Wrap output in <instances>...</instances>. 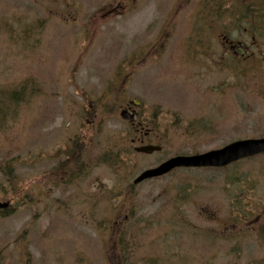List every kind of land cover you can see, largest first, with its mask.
I'll list each match as a JSON object with an SVG mask.
<instances>
[{"label":"rangeland","instance_id":"1","mask_svg":"<svg viewBox=\"0 0 264 264\" xmlns=\"http://www.w3.org/2000/svg\"><path fill=\"white\" fill-rule=\"evenodd\" d=\"M194 1L139 4L131 17L100 21L96 33L73 27L89 17H0V115L5 114L0 157L16 163L22 189L21 198L15 197L0 173V201L16 206L0 213V264H121L116 247L121 228L124 243L136 238L133 253L138 260L134 257L133 263L193 264L201 242L191 235L195 229L192 233L183 227L203 222L202 215L208 214L204 207L217 216L215 264L227 263L234 241L219 228L232 211L226 196H242L252 220L261 213L264 154L225 167L179 168L146 180L135 185L133 205L124 195L142 171L175 155L202 154L236 140L264 137V67L254 65L245 75L207 67L201 57L190 64L179 61L193 31L209 28V17L201 23L193 17L209 1ZM157 41L168 46L166 56L146 65L125 91L141 102L140 120L157 128L164 148L138 154V144L132 142L136 132L116 110L123 101L114 93L116 78L129 67L135 47ZM146 59L149 64L152 57ZM105 94L109 96L103 99ZM95 103L111 115L103 118L99 112L93 142L86 125L93 119L90 112L80 129L74 126ZM66 148L82 157V176L74 182H63L65 177L59 178L63 183L41 181L65 161L59 150ZM175 198L183 204L176 207ZM124 220V225L116 223ZM167 220L168 230L163 226ZM253 240L244 239L248 254L257 252ZM144 256L146 263L139 261Z\"/></svg>","mask_w":264,"mask_h":264},{"label":"flooded vegetation","instance_id":"2","mask_svg":"<svg viewBox=\"0 0 264 264\" xmlns=\"http://www.w3.org/2000/svg\"><path fill=\"white\" fill-rule=\"evenodd\" d=\"M179 1L182 3L186 2V0ZM198 1L199 0H195L194 3ZM208 1V5L200 8L197 13L193 14V17H200V23L207 20L209 17L207 21L209 28L195 29L193 31L194 35L191 36L192 39L189 45L186 48L182 46L183 51L179 52V61H181V59H187L188 63H192L201 57V59L205 58V61L200 59V63L203 65L207 67L218 66L219 69L230 72L233 71V74L239 71L241 74L246 75L248 69L254 65L263 68L264 0ZM162 2H166V0H0V17H89L87 23H85L86 21L81 22L80 24H75L73 27L78 28L77 30L80 33H87L88 31L96 33L99 32L100 21L114 19L115 17H131L134 15L136 7L139 4L154 3L159 5ZM183 6L184 4L182 7ZM209 7L210 11H208ZM176 17H178V12L176 13ZM69 20L70 18H65V22H69ZM46 21V18L40 20L41 25L45 24ZM222 21L225 27L221 26ZM185 26L186 20H184L183 23V27ZM188 32L190 33V31ZM168 36L167 34V37ZM157 38H160V35ZM154 44L135 47L136 49L130 56V61L128 63L129 67L123 69L122 74L120 72L119 74L121 75L116 78L117 83L115 84L114 93L117 97L116 99L123 96V101L120 102L119 100L116 110L118 112L125 111L128 116H133L131 120L126 121L131 131L136 132V136L132 139V142L138 144L139 147L152 144L159 145L162 149L157 152H161L164 148V137L157 133V128H151L140 120L141 111L139 108L141 102L130 97L125 91L127 85L132 84V81L141 74V71L147 68L146 65H155L166 56L168 46L165 45V42L161 41L159 44V41H157ZM151 57L152 60L148 64L146 58ZM73 82H75V79ZM108 96L105 94L102 98L104 99V97ZM136 101L139 103H136ZM90 107L93 109L94 105L90 104ZM100 111L104 113L103 115L105 116L111 115L108 111L97 110L94 118L91 122L89 121V124L94 126L93 129H96L95 125L98 121ZM88 112L87 110L82 112L80 121L74 126L75 129H77V124H79L78 129L81 128L80 123L83 122L86 114H89ZM100 121H102V118ZM85 129H87V127H85ZM85 137L86 135L83 138ZM91 137H93L94 140L96 138L93 133H91ZM67 164L70 165V161L68 158H65L64 162H60L57 165L59 167L56 166L52 172L45 174L46 177L41 181L48 179L49 181H54L53 183L55 184L56 179L53 176L60 173ZM83 167L84 163H82V161L79 166H75V172H72L73 170L70 166L64 173H62L63 171L61 172L62 175H60L59 178L65 177L66 180H61L74 182L75 179L82 176L84 171ZM76 172L77 174H75ZM135 185L139 184L133 183L125 187V191L128 193L127 197H130L132 205L133 202L136 201ZM164 192H167L166 188ZM226 197L228 198V204L231 206L230 209L232 211L228 213L224 223H219V228L230 233L234 241L229 245L230 253L226 254V258H228L226 264H264V207H262L261 213H257L254 220H252L250 219L249 213L244 210L245 205L242 196L238 197L232 194ZM40 202L41 196H39V203ZM183 202L184 201L179 198L172 200V203L176 205V207L183 204ZM203 210L204 213H208L202 215L204 219L203 222H200L198 225L192 222H186L183 228L186 232L195 229L196 232L193 233L191 231L193 234H190L195 237L196 242L198 241L197 239H200L201 242L197 246L198 253H196V256L192 259L193 264H215L217 255L213 252V237L216 228L213 227V225L218 224L216 222L217 216L209 208L204 207ZM126 218H128V216H126ZM235 219L237 221H235ZM116 223L124 225L127 222L124 220ZM169 225H171L169 220L163 223L166 230L169 229ZM133 226H135V224ZM121 231L122 228L118 232L119 237L116 240V247L119 250L120 259L122 260L121 264H129L134 257L137 259L138 255L133 253L135 246H132L129 249L131 259L128 260L123 257L125 248L122 245L124 238H122ZM248 236L255 238L253 242L255 243L257 252L254 254L246 253V243L244 239ZM136 242V238H129L130 246L132 243L136 244ZM149 258L157 259L158 257ZM143 260H145V256L144 259H139V261ZM164 260L168 261V258L165 257ZM151 264H156V262L153 261Z\"/></svg>","mask_w":264,"mask_h":264},{"label":"water","instance_id":"3","mask_svg":"<svg viewBox=\"0 0 264 264\" xmlns=\"http://www.w3.org/2000/svg\"><path fill=\"white\" fill-rule=\"evenodd\" d=\"M122 117L131 119L127 112H122ZM160 146L146 145L137 147V152L151 154L160 150ZM264 153V138L245 139L232 142L221 149L208 151L202 154L178 155L170 158L156 168L143 171L135 179V183H140L146 179L164 175L177 167H223L243 158L252 157ZM9 202H0V210L6 209Z\"/></svg>","mask_w":264,"mask_h":264},{"label":"trees","instance_id":"4","mask_svg":"<svg viewBox=\"0 0 264 264\" xmlns=\"http://www.w3.org/2000/svg\"><path fill=\"white\" fill-rule=\"evenodd\" d=\"M14 94L15 93H13V96H14ZM9 101L12 102L11 100H9ZM98 108H99V105H97L96 103L94 104V108H93L94 110L89 106V110H87V111L90 112V115L92 116V118H94V115H95L96 111L98 110ZM4 117H5V114L0 115V129H1V124H2V118H4ZM91 120H90V122H91ZM88 122L86 123V125H88L87 127H88L90 133H93L95 136H97L98 134H95V132L97 133L99 130L97 131L96 129H93L94 126H91ZM1 145H2V143H0V148H1ZM74 154H75V152L72 149H70V148H66L64 150H59V157H61L62 155H65L66 158H68L69 161H70V165L67 164V166L62 170L63 172L61 171L62 173H64V171L66 169H68L70 166H71V169L73 170L72 172H75V170H76L75 166H79L80 165V163H81L80 160H81L82 157L81 156L75 157ZM15 165H16V163L12 162L11 159H1V157H0V166H1L0 167V173L5 178V180H6L5 182H6V184H8V189H11V192L15 194L14 195L15 197L21 198V196H19V195L22 194V192H21L22 189H21V186L19 185L18 179L16 178L17 172H16ZM61 172L56 174V175H54L53 177L56 180H58L59 176L62 175ZM75 174H77V172ZM22 197H24V196H22ZM27 197H28V195H27ZM25 199H26V197L24 198V200ZM24 200L18 202L17 206L19 204L24 205L25 204ZM15 208H16V206L13 207V209H15ZM123 246L125 248V252L123 253V257L128 259V260L131 259L130 258V253H129V249H130L129 243H124ZM129 264H135V263L131 262Z\"/></svg>","mask_w":264,"mask_h":264}]
</instances>
